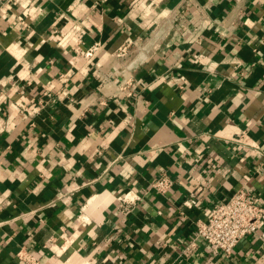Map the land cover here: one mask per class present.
Listing matches in <instances>:
<instances>
[{
  "label": "crops",
  "instance_id": "1",
  "mask_svg": "<svg viewBox=\"0 0 264 264\" xmlns=\"http://www.w3.org/2000/svg\"><path fill=\"white\" fill-rule=\"evenodd\" d=\"M239 188L264 206V0L0 5V264H264V223L228 256L186 250Z\"/></svg>",
  "mask_w": 264,
  "mask_h": 264
},
{
  "label": "built area",
  "instance_id": "2",
  "mask_svg": "<svg viewBox=\"0 0 264 264\" xmlns=\"http://www.w3.org/2000/svg\"><path fill=\"white\" fill-rule=\"evenodd\" d=\"M7 0H0V5ZM187 3V0H183ZM26 14V13H25ZM26 16V15H25ZM25 16H18L17 19L25 23ZM141 38H126L125 41L114 52L117 57H126L132 47L138 48ZM99 43H93L84 51L86 57H91L99 48ZM140 47V46H139ZM197 61L200 55H194ZM180 79L185 82L181 76ZM179 87H182L179 84ZM120 91L125 96H131L134 91L132 79H126L120 84ZM173 179L165 172L161 171L151 181L150 186L161 195H165L172 187ZM141 199L140 194L127 190L119 201L121 210L129 211L135 203ZM197 203L195 191L185 201L186 205ZM264 223V206L258 203V199L247 189L239 188L235 190L227 199L216 202L210 209V213L204 220H199L196 224L194 236L189 241L186 250L191 251L197 247L198 241L209 245L217 253L230 255L237 243L256 233ZM264 238V232L260 235ZM17 257L28 264H39L33 256L24 248L17 253Z\"/></svg>",
  "mask_w": 264,
  "mask_h": 264
},
{
  "label": "bare ground",
  "instance_id": "3",
  "mask_svg": "<svg viewBox=\"0 0 264 264\" xmlns=\"http://www.w3.org/2000/svg\"><path fill=\"white\" fill-rule=\"evenodd\" d=\"M159 33V32H158ZM143 49V48H142ZM143 51V50H142ZM143 54V53H142Z\"/></svg>",
  "mask_w": 264,
  "mask_h": 264
}]
</instances>
